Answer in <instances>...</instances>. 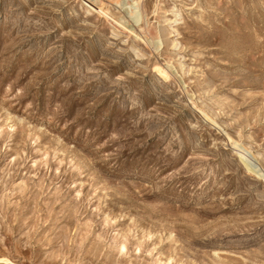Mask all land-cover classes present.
Segmentation results:
<instances>
[{"label": "rangeland", "instance_id": "1", "mask_svg": "<svg viewBox=\"0 0 264 264\" xmlns=\"http://www.w3.org/2000/svg\"><path fill=\"white\" fill-rule=\"evenodd\" d=\"M0 264H264V0H0Z\"/></svg>", "mask_w": 264, "mask_h": 264}, {"label": "bare ground", "instance_id": "2", "mask_svg": "<svg viewBox=\"0 0 264 264\" xmlns=\"http://www.w3.org/2000/svg\"><path fill=\"white\" fill-rule=\"evenodd\" d=\"M159 70V69H158ZM161 73H162V75L165 77H167L168 76V74H167V71H164V70H159ZM239 156H240V158H241V160L242 161H245V160H247L248 159V156H246V153L245 152H241V153H239ZM252 160V159H251Z\"/></svg>", "mask_w": 264, "mask_h": 264}]
</instances>
